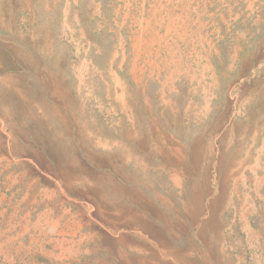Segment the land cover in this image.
Masks as SVG:
<instances>
[{
	"label": "rangeland",
	"instance_id": "374dc122",
	"mask_svg": "<svg viewBox=\"0 0 264 264\" xmlns=\"http://www.w3.org/2000/svg\"><path fill=\"white\" fill-rule=\"evenodd\" d=\"M0 264H264V0H0Z\"/></svg>",
	"mask_w": 264,
	"mask_h": 264
}]
</instances>
